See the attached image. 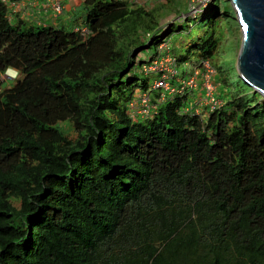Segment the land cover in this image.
<instances>
[{"label":"trees","instance_id":"trees-1","mask_svg":"<svg viewBox=\"0 0 264 264\" xmlns=\"http://www.w3.org/2000/svg\"><path fill=\"white\" fill-rule=\"evenodd\" d=\"M85 4L87 37L46 13L9 21L0 2V77L20 75L0 78V264H264V96L217 90L224 105L200 114L189 90L159 101L158 73L130 74L183 28L148 27L120 57L127 1ZM202 18L184 53L168 44L180 64L219 48L226 18L214 6ZM138 92L157 109L134 118Z\"/></svg>","mask_w":264,"mask_h":264},{"label":"rangeland","instance_id":"rangeland-1","mask_svg":"<svg viewBox=\"0 0 264 264\" xmlns=\"http://www.w3.org/2000/svg\"><path fill=\"white\" fill-rule=\"evenodd\" d=\"M127 1V15L115 26V38L118 44V50L120 57L123 54L129 53V57L132 58L133 51L137 50V41L139 34L148 33L150 31L148 27H154V30L159 31L160 28H166L169 23H176V28H183L182 32H175L167 39V44L173 50L181 49L184 53L191 42H193L198 36L202 35L204 31V18L206 10L210 7H216L224 18V22L221 23V41L219 48L212 58V64L216 68V80L218 81L217 90L224 95H231L232 92L239 90L242 91L244 86L242 80L237 76L236 63L237 57L241 46L242 33L240 24L237 20V14L232 7L229 0H126ZM65 2V0H64ZM70 3V9L54 19L56 25L65 26L69 31H76L77 25H82L87 28L90 33H82L81 36H89L92 34V28L86 21V15L88 9L86 8L85 0H68ZM64 3V7H65ZM91 6V5H90ZM142 8L141 11L138 8ZM125 8V7H124ZM227 13H223V12ZM40 13L38 12L37 16ZM40 18V17H39ZM58 20V21H57ZM84 20V21H83ZM98 18H94L92 23L96 22ZM33 21V20H32ZM35 22L39 19L36 17ZM33 21V22H34ZM156 22H158L156 24ZM163 28L161 30H163ZM218 30V27H217ZM147 31V32H146ZM163 32V31H162ZM161 32V33H162ZM148 36V34H146ZM155 52V46L145 48L141 50L138 55V60H144L151 56ZM197 55H191L186 58L187 64L181 63L179 70L184 68L191 70L192 64L198 60ZM144 64H137L132 72L131 76L135 77L138 82L142 79L148 78L153 81L155 75H147L144 70ZM191 65V66H190ZM111 64L103 68H110ZM114 68V66H112ZM19 72L16 68H9L3 74H1V80L3 81V87H12L17 78H19ZM128 77H126L127 80ZM244 84V83H243ZM129 86L126 87V92L132 91ZM144 106L149 102L143 103Z\"/></svg>","mask_w":264,"mask_h":264},{"label":"built area","instance_id":"built-area-1","mask_svg":"<svg viewBox=\"0 0 264 264\" xmlns=\"http://www.w3.org/2000/svg\"><path fill=\"white\" fill-rule=\"evenodd\" d=\"M8 9L9 21H15L19 17L33 19L36 12L48 14L52 19L60 17L64 12V0H0ZM41 23V22H39ZM76 31L90 33L82 25L76 26ZM168 44L163 43L157 48V55L154 60L144 67L145 73H158L152 89L161 90L159 101L165 99V95L192 91L195 95V112L200 114L203 110H215L224 105L223 99L217 96L216 68L211 61H203L199 66L186 68L187 74L181 76L177 58L167 52ZM175 80L177 86H173L171 81ZM151 94L148 92H138L130 102V112L134 118L144 117L156 111L157 105L151 101ZM149 102L145 105L143 103Z\"/></svg>","mask_w":264,"mask_h":264},{"label":"water","instance_id":"water-1","mask_svg":"<svg viewBox=\"0 0 264 264\" xmlns=\"http://www.w3.org/2000/svg\"><path fill=\"white\" fill-rule=\"evenodd\" d=\"M237 14L242 41L237 76L264 96V0H229Z\"/></svg>","mask_w":264,"mask_h":264},{"label":"crops","instance_id":"crops-1","mask_svg":"<svg viewBox=\"0 0 264 264\" xmlns=\"http://www.w3.org/2000/svg\"><path fill=\"white\" fill-rule=\"evenodd\" d=\"M66 5H65V11L66 10H68V9H70V3L68 2V0H65V2H64ZM42 14H44V13H40L39 15L41 16ZM38 15V14H37ZM43 16V15H42ZM53 21V20H52ZM58 21V20H57ZM84 21V20H83Z\"/></svg>","mask_w":264,"mask_h":264}]
</instances>
